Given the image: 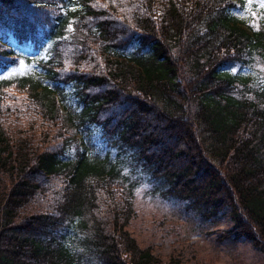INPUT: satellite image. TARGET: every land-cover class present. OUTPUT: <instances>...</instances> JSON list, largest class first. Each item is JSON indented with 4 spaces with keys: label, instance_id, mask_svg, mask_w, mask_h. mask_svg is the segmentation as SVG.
Returning a JSON list of instances; mask_svg holds the SVG:
<instances>
[{
    "label": "trees",
    "instance_id": "16d2710c",
    "mask_svg": "<svg viewBox=\"0 0 264 264\" xmlns=\"http://www.w3.org/2000/svg\"><path fill=\"white\" fill-rule=\"evenodd\" d=\"M242 5L0 0V264H184L127 229L129 152L187 209L229 210L226 237L264 255V17Z\"/></svg>",
    "mask_w": 264,
    "mask_h": 264
},
{
    "label": "rangeland",
    "instance_id": "374dc122",
    "mask_svg": "<svg viewBox=\"0 0 264 264\" xmlns=\"http://www.w3.org/2000/svg\"><path fill=\"white\" fill-rule=\"evenodd\" d=\"M242 1L243 7L237 10V14L240 19L258 28L264 17V0ZM24 69H26V63L20 60L19 66L8 75L15 76L17 72L22 73ZM235 72L237 70L234 69ZM252 73L254 86L263 85L264 67L255 64L252 66ZM66 104L70 108L69 103ZM65 111L64 109V114ZM87 126L88 124L83 125L82 131L79 132V125L72 124L74 131L78 134L84 133L88 141L86 133L91 134V131L97 132V130ZM96 144L101 145L100 142ZM98 147L100 146H96L95 149H99ZM114 149L112 148L113 151ZM129 153H126L127 157L123 158L122 172L127 175L125 177L127 180L129 177L131 180L138 178L136 179L138 184L134 191L136 212L127 229L141 247L152 249L154 254L164 262L177 257L184 264H264L263 252L250 241L244 239L237 241L226 237L225 232L233 226L229 210L224 209L206 219L200 212L208 214V211L205 210L202 202L194 199L196 209H187V202L180 201L174 195L168 197L163 195L158 185L156 188L155 182L145 176L146 173L135 156Z\"/></svg>",
    "mask_w": 264,
    "mask_h": 264
},
{
    "label": "snow or ice",
    "instance_id": "6c2138e0",
    "mask_svg": "<svg viewBox=\"0 0 264 264\" xmlns=\"http://www.w3.org/2000/svg\"><path fill=\"white\" fill-rule=\"evenodd\" d=\"M21 67H23V66H21Z\"/></svg>",
    "mask_w": 264,
    "mask_h": 264
}]
</instances>
